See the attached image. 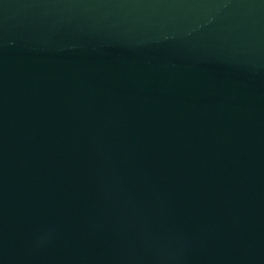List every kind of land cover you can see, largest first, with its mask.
Listing matches in <instances>:
<instances>
[{
    "label": "water",
    "instance_id": "water-1",
    "mask_svg": "<svg viewBox=\"0 0 264 264\" xmlns=\"http://www.w3.org/2000/svg\"><path fill=\"white\" fill-rule=\"evenodd\" d=\"M253 2L264 17V0H253Z\"/></svg>",
    "mask_w": 264,
    "mask_h": 264
}]
</instances>
